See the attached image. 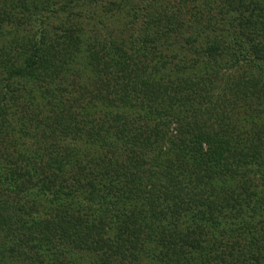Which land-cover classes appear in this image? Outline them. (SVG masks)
<instances>
[{"label":"trees","instance_id":"trees-1","mask_svg":"<svg viewBox=\"0 0 264 264\" xmlns=\"http://www.w3.org/2000/svg\"><path fill=\"white\" fill-rule=\"evenodd\" d=\"M158 1L0 0V264H264V7Z\"/></svg>","mask_w":264,"mask_h":264},{"label":"rangeland","instance_id":"rangeland-1","mask_svg":"<svg viewBox=\"0 0 264 264\" xmlns=\"http://www.w3.org/2000/svg\"><path fill=\"white\" fill-rule=\"evenodd\" d=\"M121 1L123 5L129 2V4L132 3L135 6L143 2V0ZM155 5L159 11L164 7L171 10H181L185 16L183 18L187 19L185 23L189 21L198 22L202 27L211 23L215 29L222 30L224 28L233 31L239 29H237V26L242 16L248 17L254 14L256 18V13L258 14L256 8L259 5L264 7V0H159ZM209 16H212L210 21ZM127 19L128 16L126 15L123 20L126 22ZM199 25L198 27H200ZM194 27L197 26L194 25Z\"/></svg>","mask_w":264,"mask_h":264}]
</instances>
